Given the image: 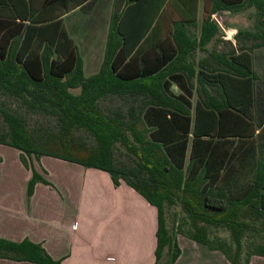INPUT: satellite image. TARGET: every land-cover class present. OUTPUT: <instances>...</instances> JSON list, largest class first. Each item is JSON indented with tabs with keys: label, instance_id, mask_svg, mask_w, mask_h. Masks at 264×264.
<instances>
[{
	"label": "trees",
	"instance_id": "obj_1",
	"mask_svg": "<svg viewBox=\"0 0 264 264\" xmlns=\"http://www.w3.org/2000/svg\"><path fill=\"white\" fill-rule=\"evenodd\" d=\"M58 1L70 9L78 6L75 0H0V95L27 113L55 119L54 130L31 134L23 116L0 105L5 125L0 128V145L17 150L20 164L30 172L26 198L36 183L49 185L30 159L62 160L107 173L114 187L124 183L155 208V264L163 251L167 260L162 264H173L179 255L164 219V208L174 205L194 224L187 238L220 252L229 264H248L252 255L264 258V244L253 247L242 263L239 258L243 236L258 231L264 236V159L256 156L252 138L250 85L256 76L250 60L237 56L227 63L233 67L236 62V78L228 72L198 76V82L217 85L220 101L201 103L197 92L199 102L191 115V67H182L188 71L185 75L171 76L168 65L161 68L165 63L142 61L140 70L132 72L129 56L146 28L125 30L126 10L111 13L100 67L84 77L62 15L54 12ZM208 2L211 8L202 17L200 44L217 32L209 14L234 5L233 0ZM244 4L257 9L260 27L241 35L254 41L251 49L264 47V0H243ZM171 83L181 88V94L168 93ZM99 100L123 105L104 113ZM79 130L93 139V145L75 136ZM115 144L132 157L131 166L115 164ZM196 223L225 228L233 249L225 242L209 241ZM0 259L59 264L40 244L27 239H0Z\"/></svg>",
	"mask_w": 264,
	"mask_h": 264
},
{
	"label": "crops",
	"instance_id": "obj_2",
	"mask_svg": "<svg viewBox=\"0 0 264 264\" xmlns=\"http://www.w3.org/2000/svg\"><path fill=\"white\" fill-rule=\"evenodd\" d=\"M204 1L75 0L78 6L72 9L58 1L54 12L62 15L61 24L76 46L83 76L89 77L102 62L111 13L126 10L122 23L125 30L146 28L129 56L132 72L140 70L142 61L165 63L161 68L168 65L171 76L185 75L188 71L182 67H191V115L199 102L197 92L201 93V103L213 104L215 98L220 101L215 96L217 85L198 82V76L205 79L228 72L236 78V62L233 67L227 63L237 56L248 58L256 76L250 85L252 138L256 156L264 159V47L251 49L254 41L241 35L255 33L260 27L257 9L242 5L243 0H233L230 9L209 14L210 21L212 15L218 18L219 23L213 21L217 32L200 44L202 17L211 8V2ZM231 84L234 88L235 81ZM181 92L174 83L168 88L173 96ZM9 149L0 145V151ZM10 151L17 160L13 171L2 166L0 158V239H27L40 244L59 264H155L156 210L136 192L122 182L114 187L105 172L67 162L58 170V182L51 181V172L34 167L49 185L36 183L27 199L30 172L20 164L18 151ZM182 243L177 246L179 255L173 264H229L218 251H210L189 239ZM263 259L250 257L248 264H264ZM0 264L33 263L0 259Z\"/></svg>",
	"mask_w": 264,
	"mask_h": 264
},
{
	"label": "rangeland",
	"instance_id": "obj_3",
	"mask_svg": "<svg viewBox=\"0 0 264 264\" xmlns=\"http://www.w3.org/2000/svg\"><path fill=\"white\" fill-rule=\"evenodd\" d=\"M77 92L78 90L73 91V93H77ZM0 105L4 109L10 112H16L21 116H23L25 120L26 129L31 134H38L43 130L55 129V119L53 117L33 115L27 113L21 107L18 106L16 101H14L11 98L3 97L0 95ZM98 105L101 108L102 112L108 113L112 109L122 107L123 104L116 100L114 101L99 100ZM0 128L3 130L5 129V125L2 122L1 118H0ZM74 134L76 137L80 138L85 143L89 145H93V139L86 132L79 130L76 131ZM10 149L8 151L7 150L0 151V158L2 160L1 165L4 166L5 168H9L10 169L9 171H13L12 168L15 167L17 160L13 155V153L10 151ZM112 149H113L114 162L116 165H124V166L132 165V157L128 155L120 145L115 144ZM64 163L67 162L49 157H42V159L40 157L38 161H36L33 157L30 159V164L33 168L41 166L48 172H51L50 179L52 182H58L57 181L58 170L65 165ZM164 219H165L166 229L177 243V246H179V244H183L182 241L188 239L187 235L193 229L194 224L191 222V220H189L183 214V212L180 210L178 205L165 207ZM195 226L203 227L207 239L212 243L216 241H222L233 249L231 238L229 236L228 231L225 228L208 226L202 223H196ZM240 243H241L240 245L241 248H240L239 258H240V263H242L245 256L251 253V249L253 247H255L258 244H264V236L260 231L256 233H249L243 236ZM250 257H256V256L252 255ZM166 260H167V255L165 254V251H163L160 262L158 264H162Z\"/></svg>",
	"mask_w": 264,
	"mask_h": 264
},
{
	"label": "built area",
	"instance_id": "obj_4",
	"mask_svg": "<svg viewBox=\"0 0 264 264\" xmlns=\"http://www.w3.org/2000/svg\"><path fill=\"white\" fill-rule=\"evenodd\" d=\"M211 18H212V20H213V21H215V22L217 23V21H216V19H215L214 15H212V16H211ZM71 228H72V229H74V228H75V223H74V224L71 226Z\"/></svg>",
	"mask_w": 264,
	"mask_h": 264
},
{
	"label": "water",
	"instance_id": "obj_5",
	"mask_svg": "<svg viewBox=\"0 0 264 264\" xmlns=\"http://www.w3.org/2000/svg\"><path fill=\"white\" fill-rule=\"evenodd\" d=\"M214 17H215L216 21L219 23L218 18L215 15H214Z\"/></svg>",
	"mask_w": 264,
	"mask_h": 264
}]
</instances>
